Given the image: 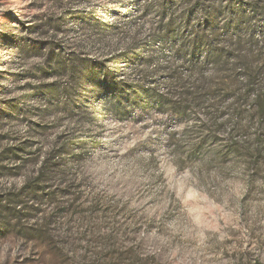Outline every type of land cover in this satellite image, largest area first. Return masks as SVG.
<instances>
[{"label": "rangeland", "instance_id": "1", "mask_svg": "<svg viewBox=\"0 0 264 264\" xmlns=\"http://www.w3.org/2000/svg\"><path fill=\"white\" fill-rule=\"evenodd\" d=\"M158 7L0 0V264H264V77L182 66Z\"/></svg>", "mask_w": 264, "mask_h": 264}, {"label": "trees", "instance_id": "2", "mask_svg": "<svg viewBox=\"0 0 264 264\" xmlns=\"http://www.w3.org/2000/svg\"><path fill=\"white\" fill-rule=\"evenodd\" d=\"M191 1L157 0L161 17L165 15L167 10L172 11L173 15L177 13L176 16L160 26L158 32L160 42L171 44L176 58H182L183 53L188 52L187 59H182V66L187 64L190 70L195 69L201 74L202 70L209 64L214 63L217 66L222 64L221 67H227V71H230V76H233L236 70L244 72L246 77L244 82L249 83L246 94H249L250 91L253 93L258 91L253 88L254 82H249V79L255 81L261 75L264 77V67L261 65L252 69L250 58L255 54L257 47L264 49V4L261 5L263 0H239L236 5L232 3L228 6V20L222 27H219L217 21L218 8H212L210 5H206L205 2L198 3L197 6V2L192 4ZM180 5H186L187 7L181 11ZM176 9L179 12H175ZM259 19H262L263 23L254 25L253 22ZM182 33L184 34L182 35ZM235 60H241L242 63L236 64L234 63ZM80 63H82V60H71V64L66 69L60 68V71L63 75L67 74V77L77 82V84H89L97 78L98 70H94L88 65L79 67ZM169 76L168 83L170 84L174 80L178 81L181 74L171 72ZM262 81L264 82V79ZM171 91L181 101L179 99L180 93L176 94L173 89ZM60 92H65V90L60 89ZM57 95L59 94L52 92L51 96L55 97ZM256 95L255 102L252 105L256 106L257 104L261 108L257 114L258 134L256 140L259 142L261 135L259 131L264 126V99H261L258 93ZM171 113L174 116H181L183 110H171ZM259 144L260 142L256 143L253 148L257 153H259ZM249 148L251 149V146Z\"/></svg>", "mask_w": 264, "mask_h": 264}]
</instances>
